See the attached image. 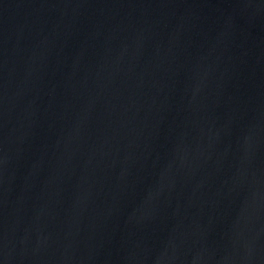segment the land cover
<instances>
[{
  "label": "water",
  "instance_id": "obj_1",
  "mask_svg": "<svg viewBox=\"0 0 264 264\" xmlns=\"http://www.w3.org/2000/svg\"><path fill=\"white\" fill-rule=\"evenodd\" d=\"M0 264H264V0H0Z\"/></svg>",
  "mask_w": 264,
  "mask_h": 264
}]
</instances>
